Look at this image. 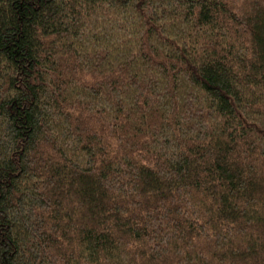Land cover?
I'll return each instance as SVG.
<instances>
[{
  "label": "trees",
  "instance_id": "trees-1",
  "mask_svg": "<svg viewBox=\"0 0 264 264\" xmlns=\"http://www.w3.org/2000/svg\"><path fill=\"white\" fill-rule=\"evenodd\" d=\"M0 264H264V0H0Z\"/></svg>",
  "mask_w": 264,
  "mask_h": 264
}]
</instances>
